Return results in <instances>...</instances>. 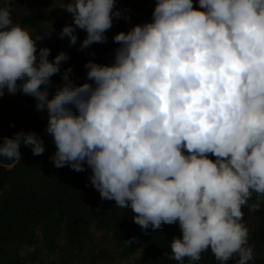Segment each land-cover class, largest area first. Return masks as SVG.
I'll list each match as a JSON object with an SVG mask.
<instances>
[{
	"label": "clouds",
	"instance_id": "1",
	"mask_svg": "<svg viewBox=\"0 0 264 264\" xmlns=\"http://www.w3.org/2000/svg\"><path fill=\"white\" fill-rule=\"evenodd\" d=\"M156 0L151 21L113 36L110 64L89 60V82L75 84L64 51L48 47L0 6V96L20 91L47 111L46 133L59 168L91 169L100 197L130 208L149 228L178 223L172 259L199 261L211 250L226 264H249L254 246L244 206L264 204V0ZM72 14L60 38L81 49L107 41L116 0H64ZM62 83L49 94L51 77ZM41 155L44 141L18 131L0 141V157L21 160L20 145ZM209 154L215 157L211 159ZM253 193L256 202L249 205ZM129 244L131 241H127Z\"/></svg>",
	"mask_w": 264,
	"mask_h": 264
},
{
	"label": "trees",
	"instance_id": "2",
	"mask_svg": "<svg viewBox=\"0 0 264 264\" xmlns=\"http://www.w3.org/2000/svg\"><path fill=\"white\" fill-rule=\"evenodd\" d=\"M22 3H20L21 5ZM117 9L125 10L127 19L114 18L112 27L105 35L107 41L94 43L81 49V43L74 46L51 45L47 35L42 36V47L50 49L49 60L60 51L69 59L62 62L60 73L71 67V79L79 85L87 80L85 63L110 64L119 45L113 36L120 31L127 32L133 25L151 21L154 7L144 11L130 9L129 0H116ZM51 77V96L62 83L61 74ZM5 109H0V141L12 137L18 131L35 132L44 141L45 150L41 155H33L30 146L20 145L21 160L9 161L0 157V264H24L39 260L37 248L53 251L59 235L63 234L64 246L77 254L81 251L84 238L91 222L98 229L110 232L116 245L123 253L140 251L132 264H180L172 259L170 241L180 237L178 223L164 224L160 229L145 230L136 224V215L130 208H121L114 200L100 197L91 185V169L85 165L84 171H75L65 165L57 168L50 157L56 150L52 137L46 133L47 111H38L35 98L20 91L6 93ZM211 159L214 156L209 154ZM253 193L249 205L256 202ZM242 222L249 228V243L254 246L253 259L249 264H264V204L257 211L242 208ZM127 241H131L129 244ZM34 249H31V248ZM234 256L226 264H236ZM183 264H221L211 250L201 253L199 261L184 258Z\"/></svg>",
	"mask_w": 264,
	"mask_h": 264
},
{
	"label": "rangeland",
	"instance_id": "3",
	"mask_svg": "<svg viewBox=\"0 0 264 264\" xmlns=\"http://www.w3.org/2000/svg\"><path fill=\"white\" fill-rule=\"evenodd\" d=\"M6 0H0V6ZM12 5L14 23L21 25L28 30L33 38L43 31L54 46H74L69 44L67 37L60 38L59 33L65 24L73 23L72 14L59 7L64 0H7ZM67 2V0H66ZM20 3H22L20 5ZM156 0H129L130 9L144 11L154 7ZM193 6L198 7L197 0H193ZM76 44L81 43L86 32L77 29ZM75 44V45H76ZM41 46L37 40V48ZM4 95L0 96V109H5ZM63 234L59 235L56 248L53 251L37 248L39 260L25 262L24 264H132L141 255V252L123 253L116 245L110 232L98 229L94 222H91L88 232L84 238L81 251L77 254L71 252L69 247L64 246ZM31 249H34L33 247Z\"/></svg>",
	"mask_w": 264,
	"mask_h": 264
}]
</instances>
